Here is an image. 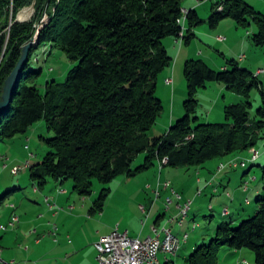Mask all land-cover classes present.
Returning <instances> with one entry per match:
<instances>
[{"label": "trees", "instance_id": "trees-1", "mask_svg": "<svg viewBox=\"0 0 264 264\" xmlns=\"http://www.w3.org/2000/svg\"><path fill=\"white\" fill-rule=\"evenodd\" d=\"M34 1L37 14L33 20L16 22L19 11ZM184 1L14 0V22L8 36L11 0H0V99L22 49L33 42L10 110L2 117L0 143L26 134L42 120L54 132L52 138L42 137L50 150L44 160L29 167L36 187L43 189L49 180L60 185L72 181L73 191L87 198L94 192L95 181L108 186L123 176L134 178L165 158L171 168H198L251 151L264 139V83L259 76L235 60L228 61L226 70L215 71L202 59L190 60L184 67L185 116L162 136H151L164 109L157 95L158 80L173 62L164 40L178 39ZM220 5L224 10H218ZM49 9L51 13L47 11L35 31L38 15ZM226 18L244 29L255 24L258 32L253 44L264 48L262 13L243 0H221L213 7L211 27L217 28ZM186 23L183 41L190 45L196 36L194 29L204 22L191 10ZM46 44H53L78 65L66 82H47L42 94L37 83L43 71H29V64L34 50ZM212 82L224 84L243 98L242 103L225 108L222 124L198 122V94ZM254 90L260 93L262 107L253 117ZM142 154L144 163L134 168ZM110 193V187L100 192L96 211L104 210ZM226 248L249 249L255 254V264H264V197L258 199L252 217L242 219L238 226L222 225L209 245L190 255L188 264H219Z\"/></svg>", "mask_w": 264, "mask_h": 264}, {"label": "crops", "instance_id": "crops-1", "mask_svg": "<svg viewBox=\"0 0 264 264\" xmlns=\"http://www.w3.org/2000/svg\"><path fill=\"white\" fill-rule=\"evenodd\" d=\"M219 1L221 0H217V3ZM243 1L264 15V0ZM33 5L36 7L35 1L29 7ZM183 6L185 10H195L203 22L210 16L209 12L207 14L205 10L203 11L206 5H202L199 0H186ZM51 11V9L48 10V15ZM223 24V26H229V38L225 37L224 41L219 39L223 37L222 29H218L216 36L208 31H206L208 33L204 32L206 34L197 29L193 31L195 37L199 34L218 44V48L209 45L223 58L215 55L213 51L202 49L198 41H192L190 45H186L184 41L178 43V39L175 38L164 40V45L173 59L171 66L160 75L157 87V95L164 107L162 126L166 129L165 133L176 121L185 116L187 83L184 78V67L188 61L199 58L213 70L224 71L228 68L227 62L235 60L240 67L254 74L263 71L259 79L264 75V69L257 68L260 64L257 65L254 62L256 58L252 60L250 56L235 52L234 46L244 40L239 38L234 25L227 23L226 20ZM1 27L2 22H0V30ZM238 55H240L239 61L236 60ZM169 79L173 82L168 83ZM234 96V93L229 91L224 84L209 83L198 94L200 104L209 103L208 106L206 104L203 107V110L207 111L206 118L203 115L199 116L198 122L214 124L224 121L225 108L232 105H228L227 101L228 99L237 100ZM28 140L32 141L30 138L27 142ZM259 153L261 156L260 151ZM239 157H230L217 162L211 161L204 166L191 169L168 166L160 168L158 164L134 178L124 176L129 183H120L115 187H110L111 193L104 210L96 211L94 204L98 198L92 197L93 194L87 198L81 197L72 188H66L65 184L60 185L53 180H49L48 184L40 189L35 186L31 176L28 179L20 174H13V169L18 167L17 162L10 161L8 156L0 154L3 169H11L14 177L7 183H2L0 177L1 255L5 261H14L16 264H100L97 259L96 243L102 236L111 234L116 228L122 233L127 232L132 238L140 239L153 237L154 228L160 230L170 228L181 240L185 233V220L183 224L180 223V205L186 203L184 202L186 200L192 202L198 200L199 191H202L201 196L205 193L211 194V201H215L216 195L223 190L228 191L232 181L231 175L226 169L219 172L218 168L222 163H228ZM29 159H37V156L31 154ZM28 162L31 166L32 162L30 160ZM167 183H170L171 187L167 188ZM171 189L181 194L182 199L176 198ZM157 192H159L158 195ZM231 198L240 201L241 196L238 198L235 194L231 195ZM168 199L172 200L169 208L167 207ZM221 199L222 197L219 201ZM50 204H55L56 208H51ZM210 208L214 209L213 205ZM15 215L20 221L12 225ZM186 236L188 238L184 243L187 245L190 238L188 234H184V240ZM194 247L192 246V251ZM237 253L243 255L241 250ZM161 256H164L166 264H174L173 259L170 260L165 253L159 255L158 264H163Z\"/></svg>", "mask_w": 264, "mask_h": 264}, {"label": "rangeland", "instance_id": "rangeland-1", "mask_svg": "<svg viewBox=\"0 0 264 264\" xmlns=\"http://www.w3.org/2000/svg\"><path fill=\"white\" fill-rule=\"evenodd\" d=\"M200 3H202V5H206L205 7H203V11L205 10L207 14L209 12L210 16H208L204 23L196 29L203 34L211 32L215 34V36L218 33V29H222L223 37L229 38V26H223V22L226 20L227 23H231L232 25H234L235 30L239 33V38L241 40H244L239 43V45L234 46L235 52H239V54L241 55L245 54L247 56H250L252 57V60H255L256 58L257 60L254 61L255 64H260V66L257 68L264 69V48L257 47L253 44V37L258 32L256 25L252 24L249 28L244 29L241 28L233 19L226 18L221 21L222 23L220 22L221 24L218 25L217 28H212L210 24V17L213 14V7L215 3H217V0H205V2L200 1ZM193 41H198L202 45V49H206V51H213L215 55L223 58V56H221L210 47L211 45L214 48H218V44L214 43L213 41L199 34H197V37H195ZM239 58L240 55H238L236 60L239 61ZM230 59H232V57H230ZM77 65L78 63L69 60L66 54L59 48L53 46V44H46L34 50L32 60L29 64V71H43V74L38 80L37 84L40 92L44 94L47 82H66L70 72ZM259 80L264 83V75H262ZM234 95V97H237V100L228 99V105L243 102V98L241 96L237 94ZM251 103L252 108L250 109V113L254 117L257 110L262 107V99L259 91L254 90L252 92ZM206 104L207 106L209 105V103L206 102L200 104L197 113L198 117L203 115L206 118L207 111L205 109L203 110V107H205L204 105ZM162 121L163 119L161 115V118L158 120L156 127L151 132L152 137H159L165 133L164 130L166 129L163 128ZM225 122L226 119L214 124H222ZM42 137H54V132H50L48 130L47 122L45 120H42L39 123L35 124L33 128L29 129V132H27L26 134L18 135L13 140L0 143V154L8 156L10 158V161L17 162V166L23 168L20 172V175L24 176L25 178L28 177L29 179L30 170L29 168H25L27 162L30 160L32 162V165L39 164L44 160V158L50 151L45 141L42 140ZM29 138L32 141L29 142L28 140V143L27 139ZM256 148L261 152V156L257 162H248V166L246 168L240 167L239 169H226V171L229 172L232 178V181L230 183L231 186L228 191L223 190L222 192H220V194H217L215 201L210 200L211 194L209 193H205L203 196H200L198 200H194L191 212L185 219V233H183L181 238L182 244L180 251L176 255L169 256L170 260L173 259L174 264H188V258L190 257V255L193 254L199 247L203 245H209L211 241L216 238L217 231L222 225L232 224L233 226H238L239 222L242 219L248 218L249 216L252 217L255 214V212L257 211L258 199L260 197H264V139L260 141L258 147ZM31 154L37 156V159H29V155ZM238 156H240V160L247 161L248 159H250L249 157H251V151H244ZM144 160L145 155H140L135 160L133 167L137 168L144 163ZM212 161H220V158ZM210 162L211 161H209L208 163ZM0 173L2 174L0 175L2 183H7L11 179H14L11 174V169H3L2 161H0ZM125 179L126 178L124 176L120 177L108 186L95 181L93 187L94 193L92 197H95L97 199L100 195V192L105 187H115L120 183H129ZM246 183H248L249 191H244V186L246 185ZM29 184L31 185V182H29ZM73 185V182L69 181L65 184V187L73 189ZM228 193H230L231 195L237 194L238 198L239 196H241V198H239L240 201L228 197ZM220 197H222L221 201H223V203L219 201ZM187 201L189 200H186L184 202ZM247 201H250V205L247 204ZM211 205H213L214 209L210 208ZM225 209L230 210L229 215H224ZM184 234H188L190 238L187 245L184 243ZM192 246H195V249H193V251L191 250ZM241 251H243V255L237 253V251L233 249H223L219 256V264L256 263L254 252L249 249H243ZM163 257L164 256H161L160 259L163 264H166Z\"/></svg>", "mask_w": 264, "mask_h": 264}, {"label": "built area", "instance_id": "built-area-1", "mask_svg": "<svg viewBox=\"0 0 264 264\" xmlns=\"http://www.w3.org/2000/svg\"><path fill=\"white\" fill-rule=\"evenodd\" d=\"M218 10H224V6L220 5ZM8 11L11 14V24L10 27L6 30L8 32L11 29V26L14 22V13H15V2L14 0H11V3L8 7ZM47 11L43 10L40 12L39 19L35 24V31L40 26L42 21L47 17ZM37 11L36 7H26L19 11L17 14L16 20L19 19L20 22H29L33 20V18L36 16ZM188 14V11H184V17L179 21V24H181V31L178 36V43H182L184 40V36L186 35V15ZM21 16L23 18H21ZM221 41H224V37H219ZM263 74V71H258L256 76H259ZM168 83H172L173 81L171 79L167 80ZM260 153L259 150L255 147L251 149V157L247 161H239V160H232L228 163H222L218 171L222 172L225 169L233 168L238 169L245 163H250L251 161H257L259 159ZM168 164V158H165L160 163V168L165 167ZM25 167L29 168L30 163L28 162ZM22 167H15L13 169V174L18 175L22 171ZM166 187H171L170 183L166 184ZM173 195L178 198L179 200L182 199V196L175 190L171 189ZM244 191H249L248 183L244 186ZM159 192H157V195ZM199 196L202 195V191H199ZM228 197H231V194H227ZM172 204V200L168 199L167 201V207L169 208ZM192 201H187L183 205H180L181 210V221L184 222V220L188 217L191 208H192ZM51 208H56L55 204H50ZM143 212H145L144 208L142 207ZM229 211V210H228ZM226 214V213H224ZM20 221L19 217L15 215L12 220V225L15 223H18ZM57 230V228H56ZM170 228H163L162 230L154 228V236L149 237L146 239H140V238H132L128 235L127 232L122 233L119 231L118 228H116L111 234L102 236L100 240L96 243V249L98 252V261L100 264H158L159 263V257H158V246L160 244L161 240H168ZM188 238V237H187ZM187 238L184 240L186 241ZM179 242H182L180 240ZM178 242V243H179ZM177 245H168V252L166 253V256H168L171 253H177ZM2 251L0 250V264H16L14 261H5L2 257Z\"/></svg>", "mask_w": 264, "mask_h": 264}, {"label": "water", "instance_id": "water-1", "mask_svg": "<svg viewBox=\"0 0 264 264\" xmlns=\"http://www.w3.org/2000/svg\"><path fill=\"white\" fill-rule=\"evenodd\" d=\"M32 7H35V5H33ZM16 22H20V20L17 19ZM32 48L33 42H30L26 46H24V48L22 49V56L20 61L6 80L3 95L0 99V124L2 122V117L6 115L10 110V105L13 101L20 80L29 62V54Z\"/></svg>", "mask_w": 264, "mask_h": 264}, {"label": "bare ground", "instance_id": "bare-ground-1", "mask_svg": "<svg viewBox=\"0 0 264 264\" xmlns=\"http://www.w3.org/2000/svg\"><path fill=\"white\" fill-rule=\"evenodd\" d=\"M221 11V10H219ZM21 18H23L21 16ZM251 162H255V161H251ZM248 166V163H245L244 165H242L241 167L242 168H246ZM240 168V167H239ZM250 202L247 201V204H249ZM229 209H225L224 215H228L230 213V210L228 211ZM181 224H183V221H180ZM188 236L185 237V239L187 238ZM180 239L173 233L172 229L170 230V233H169V238L168 240H161L160 241V244L158 246V257L161 253H167L168 252V245H177L178 244V247H177V253L180 251V248H181V244L182 242H179ZM179 242V243H178ZM177 253H171L169 254L168 256H172V255H176Z\"/></svg>", "mask_w": 264, "mask_h": 264}]
</instances>
